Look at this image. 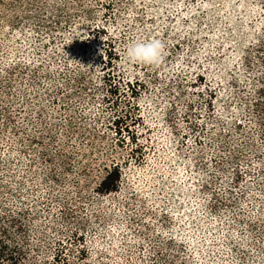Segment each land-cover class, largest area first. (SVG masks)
Listing matches in <instances>:
<instances>
[{
  "label": "rangeland",
  "instance_id": "1",
  "mask_svg": "<svg viewBox=\"0 0 264 264\" xmlns=\"http://www.w3.org/2000/svg\"><path fill=\"white\" fill-rule=\"evenodd\" d=\"M0 264H264V0H0Z\"/></svg>",
  "mask_w": 264,
  "mask_h": 264
},
{
  "label": "clouds",
  "instance_id": "2",
  "mask_svg": "<svg viewBox=\"0 0 264 264\" xmlns=\"http://www.w3.org/2000/svg\"><path fill=\"white\" fill-rule=\"evenodd\" d=\"M165 42L158 37L132 39L124 50L127 63L158 66L165 56Z\"/></svg>",
  "mask_w": 264,
  "mask_h": 264
},
{
  "label": "trees",
  "instance_id": "3",
  "mask_svg": "<svg viewBox=\"0 0 264 264\" xmlns=\"http://www.w3.org/2000/svg\"><path fill=\"white\" fill-rule=\"evenodd\" d=\"M113 173H114L113 171H110V173L106 176L105 180L103 181V183L107 185L108 189H110L111 187L110 183H111V178H112L111 176Z\"/></svg>",
  "mask_w": 264,
  "mask_h": 264
}]
</instances>
